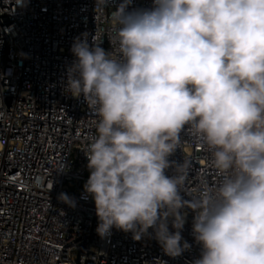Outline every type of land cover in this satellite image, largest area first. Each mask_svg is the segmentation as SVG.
<instances>
[{
	"label": "clouds",
	"instance_id": "obj_1",
	"mask_svg": "<svg viewBox=\"0 0 264 264\" xmlns=\"http://www.w3.org/2000/svg\"><path fill=\"white\" fill-rule=\"evenodd\" d=\"M130 3L112 12L115 58L95 36L71 48L67 91L100 118L84 185L97 234L115 227L140 240L153 228L175 258L191 247L181 244L191 209L195 264H264V0H152L128 11ZM185 131L222 177L200 180L194 194L185 188L190 162L169 159Z\"/></svg>",
	"mask_w": 264,
	"mask_h": 264
},
{
	"label": "built area",
	"instance_id": "obj_2",
	"mask_svg": "<svg viewBox=\"0 0 264 264\" xmlns=\"http://www.w3.org/2000/svg\"><path fill=\"white\" fill-rule=\"evenodd\" d=\"M120 3L0 0V264H195L201 256L191 209L183 210L181 230V244L191 247L175 258L165 254L153 228L140 240L115 227L105 238L96 232L95 202L84 191L85 153L100 118L67 83L76 38L86 35L92 44L95 36L116 57L112 12ZM151 7L152 0H131L127 10ZM169 159L190 162L189 193L200 180L215 186L222 179L211 152L187 131ZM168 228L176 231L171 221Z\"/></svg>",
	"mask_w": 264,
	"mask_h": 264
}]
</instances>
